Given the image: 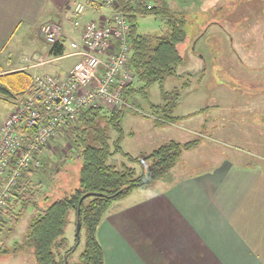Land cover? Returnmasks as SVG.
<instances>
[{
  "label": "rangeland",
  "instance_id": "rangeland-1",
  "mask_svg": "<svg viewBox=\"0 0 264 264\" xmlns=\"http://www.w3.org/2000/svg\"><path fill=\"white\" fill-rule=\"evenodd\" d=\"M74 1L85 3L87 0ZM170 5L174 11L187 13L185 29L188 38L179 47L183 64L177 75L167 78L164 84H154L146 94L137 91L127 101L129 105L125 104L122 118L123 151L142 159L164 142L198 140L197 147L186 153L180 166L190 163L196 170L207 167L212 160L256 159L248 151L256 152L262 145L264 148V0H170ZM102 11L106 12V9ZM56 17L54 15L51 19L56 20ZM51 19L42 17L45 22ZM41 25L30 28L23 38L22 34L17 35L10 45V49L16 46L15 53L3 60L13 57L16 64H29L34 52L44 54L49 45L39 34ZM138 25L142 34H162L164 27L161 19L153 16L140 18ZM66 46L70 53L74 51L69 42ZM44 61L45 58L41 60ZM75 61L76 57H67L40 72L64 74ZM140 87L136 85V88ZM175 90L180 97L173 115L175 124L161 129L155 120L162 114L153 106L163 102V93ZM10 109L11 105L0 99V120ZM255 112H260L259 118L255 117ZM109 135L112 141L116 140L114 129L109 128ZM57 138L52 157L44 155L42 161L39 158L42 149L38 153L41 165L31 170L33 173L39 171L38 174L49 181L41 187L44 193L40 198L42 203L45 197L61 198L67 190L78 185L82 161L70 151L66 133H58L54 139ZM109 164L118 169L125 165L134 167L138 174H142L147 171L150 161L131 163L126 156L118 154L109 159ZM34 214L35 209L30 208L14 230H10L12 227L7 217L6 226H0V250L9 254L6 264H38L34 248L26 239ZM66 221L65 237L69 247H74L76 224L73 211L67 214ZM83 246L84 237L77 251L70 255V264L80 262Z\"/></svg>",
  "mask_w": 264,
  "mask_h": 264
},
{
  "label": "crops",
  "instance_id": "crops-1",
  "mask_svg": "<svg viewBox=\"0 0 264 264\" xmlns=\"http://www.w3.org/2000/svg\"><path fill=\"white\" fill-rule=\"evenodd\" d=\"M73 1L0 0V75L34 70V76L72 56L77 62L79 56L66 46L69 42L73 49L72 42L81 41L83 28H76L73 21L75 6L87 7L84 22L97 18L103 8L100 0ZM54 15L56 20L51 19ZM43 16L51 20L42 21ZM40 25L39 34L49 45L44 54L34 52L29 64H16L13 57L3 60L15 53L16 46L10 49V45L17 35L23 38L30 28ZM52 25L62 29L58 42H63L64 54L59 57L52 56L53 46L43 34V29ZM43 58L46 61L40 63ZM8 103L11 109L0 126L14 110V103ZM56 140L43 148L39 154L42 161L45 156L52 157ZM263 150L262 145L256 152L248 151L256 159L212 160L196 170L190 163L180 166L190 150L186 151L162 179L115 201L97 231L105 264H264ZM38 172L27 171L22 177L41 188L48 180ZM8 257L0 250V264L8 263Z\"/></svg>",
  "mask_w": 264,
  "mask_h": 264
},
{
  "label": "trees",
  "instance_id": "trees-1",
  "mask_svg": "<svg viewBox=\"0 0 264 264\" xmlns=\"http://www.w3.org/2000/svg\"><path fill=\"white\" fill-rule=\"evenodd\" d=\"M112 10L120 13L130 26L129 67L131 80L122 93L125 102L137 92L147 93L154 84L165 83L176 76L183 64L179 47L187 41L186 12L174 11L170 0H153V5L133 0H113ZM99 6L103 8L100 0ZM160 18L163 23L162 34H142L138 21L142 17ZM51 54L59 57L64 54V44L60 40L51 48ZM136 85H141L136 88ZM31 97L38 100V91L33 85V76L28 71H16L0 75V99L16 103ZM147 97V96H146ZM163 102L153 108L162 114L157 117L158 126L175 122L174 112L179 105V94L175 91L163 93ZM38 102V101H37ZM129 105V102H127ZM40 123L48 121V112L41 108ZM126 106L107 108L105 106L82 109L74 119H70L62 129L70 143V151L82 161L78 171V185L67 190L63 197H45L42 189L32 180L22 177L7 201L0 226L7 221L16 229L30 208L35 209L26 239L33 246L38 264H70L69 257L75 253L84 237L83 251L78 264H105L104 252L97 238L99 224L111 205L129 195L133 190L150 186L166 176L175 168L186 151L199 144L198 140L186 143L169 141L140 159L125 153L121 147L125 134L122 118ZM109 128L117 132L112 141ZM61 130V131H62ZM123 154L131 163L150 161L145 173L138 174L134 167L125 165L122 169L109 164V159ZM74 156V154H70ZM38 172V171H35ZM43 178V177H42ZM52 180V179H51ZM86 197L82 203L80 200ZM80 209V213L78 210ZM73 211L75 224L81 222L80 239L76 237L74 247H69L65 237L66 217ZM7 217V218H6Z\"/></svg>",
  "mask_w": 264,
  "mask_h": 264
},
{
  "label": "built area",
  "instance_id": "built-area-1",
  "mask_svg": "<svg viewBox=\"0 0 264 264\" xmlns=\"http://www.w3.org/2000/svg\"><path fill=\"white\" fill-rule=\"evenodd\" d=\"M153 5V0H133ZM106 12L84 22L87 7L77 4L74 26L83 28L80 42H72L77 62L65 75L40 73L33 76L38 102L49 118L40 123L38 102L31 97L14 104L13 112L0 126V219L7 201L25 172L38 169V153L88 107L117 108L128 105L122 93L131 80L126 19L112 10L113 0H101ZM57 26L43 29L46 41L54 46L62 36ZM40 59V63H41ZM126 104V105H125Z\"/></svg>",
  "mask_w": 264,
  "mask_h": 264
},
{
  "label": "water",
  "instance_id": "water-1",
  "mask_svg": "<svg viewBox=\"0 0 264 264\" xmlns=\"http://www.w3.org/2000/svg\"><path fill=\"white\" fill-rule=\"evenodd\" d=\"M90 195H91V194H87V195L83 196V197L81 198V200H80V203H82V202L84 201V199H85L86 197L90 196ZM78 213H80V209L78 210ZM81 227H82L81 222L78 221V222H77V226H76V237L78 238V240L80 239Z\"/></svg>",
  "mask_w": 264,
  "mask_h": 264
}]
</instances>
